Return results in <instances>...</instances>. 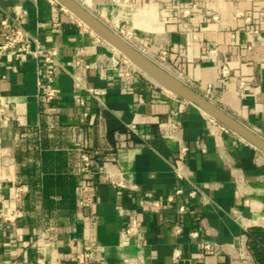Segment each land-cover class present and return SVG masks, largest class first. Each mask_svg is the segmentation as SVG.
Wrapping results in <instances>:
<instances>
[{
    "label": "crops",
    "instance_id": "1",
    "mask_svg": "<svg viewBox=\"0 0 264 264\" xmlns=\"http://www.w3.org/2000/svg\"><path fill=\"white\" fill-rule=\"evenodd\" d=\"M79 1L110 25L134 31L151 49L167 50L188 84L264 136V0ZM18 11L31 36L58 48L60 93L57 112L46 113L38 86L46 75L43 59L0 56L2 102L15 115L0 117V195L23 211L14 222L0 220V264H38V258L79 264L77 241L100 244L107 264H178L181 258L261 264L264 153L143 73L127 78L119 51L58 1L0 0V45L11 31L3 21ZM75 77L86 88L77 91ZM79 92L84 106L74 101ZM165 120L179 122L178 138L190 147L189 179L176 176L180 142L162 136ZM129 127L137 130L133 145L116 150L112 160L116 135ZM79 141L98 151L115 178L136 188L117 187L100 174L95 204L81 206ZM14 186L27 191L18 198ZM177 188L184 193L166 201ZM155 200L165 203L155 208ZM134 218L137 232L125 239ZM204 244L217 245L219 253L205 251Z\"/></svg>",
    "mask_w": 264,
    "mask_h": 264
},
{
    "label": "built area",
    "instance_id": "2",
    "mask_svg": "<svg viewBox=\"0 0 264 264\" xmlns=\"http://www.w3.org/2000/svg\"><path fill=\"white\" fill-rule=\"evenodd\" d=\"M51 2H57L56 0H51ZM195 4L192 6L194 8ZM191 8L185 11V14L190 13ZM72 14V13H71ZM71 16L74 17L72 14ZM99 17V16H98ZM216 17V16H214ZM24 13L18 11L16 15L11 18V20H4L3 24L9 26L11 31L5 36L4 42L0 45V56L3 54L14 55L15 58H22L25 55L31 54L38 59L42 58V63L47 66L46 75L44 79H39V101L43 110L48 114H54L57 112L56 102L59 96V88L56 86V78L60 72V59L59 50L57 47H47L45 44L40 42L37 38L31 36L28 30L23 24ZM76 18V17H75ZM102 19L101 17H99ZM103 20V19H102ZM111 28H113L122 37L126 38L135 48L141 51L144 55L150 57L157 64L169 69L175 76L181 80L188 83L182 74L170 61L169 52L167 50L155 51L150 47L143 44L139 36L135 34L132 30H127L119 25L116 27L110 25L108 22L103 20ZM81 24L82 22L79 21ZM121 65L119 69L124 72L127 78L132 77L133 73L140 72L138 68L127 58L121 57ZM77 62L79 60L77 59ZM223 71L226 73L227 65L223 64ZM80 77H75L74 87L77 91L82 90L85 87L84 82ZM88 91L93 93L94 96L102 93L101 90H96L93 88H87ZM208 96V95H207ZM209 97V96H208ZM210 98V97H209ZM74 101L79 106H84L86 104L85 99L81 96L80 92L74 96ZM84 115H88V112H84ZM9 116L15 117L13 112H10L7 107L2 102V94L0 92V117ZM210 117V116H209ZM212 122L217 124L222 130L229 132L231 131L225 125L217 121L216 119L210 117ZM181 129V125L176 120H165L161 124V134L165 138H178V132ZM133 133H137V130L133 127H129V130L125 133H118L116 135V144L114 152L112 153L111 159H115V151L121 148L132 146V136ZM179 156L177 159V165L175 166L176 176L180 179H189L192 174L188 171L185 165V157L190 151V147L180 141ZM76 149L78 151V184H77V196L78 202L81 206H90L96 202V188L97 184L95 178L97 175L105 174L104 177L107 178L112 184L117 187L122 188H136L135 184H128L123 180L117 179L114 175L107 169L106 162H100L97 158L98 151L91 152L89 150V145L87 142L79 141L76 142ZM14 194L16 197H21L26 191V186H14ZM184 193L183 188H177L174 193L168 195L166 201H172L175 195H180ZM197 194V188L192 187L188 192L190 197H195ZM0 220L2 222L11 223L14 222L19 217L23 216V211L15 206H8L4 203V197L0 195ZM165 203V200H155L152 202L153 207H161ZM180 210H185V206H180ZM138 222L134 218L130 225L124 230L123 236L128 239L130 236L137 232ZM182 227L180 224H176L174 231L176 234L182 232ZM44 237V233L39 234ZM75 250V260L79 264H107L102 257L103 247L95 242H80L77 241L73 244ZM204 249L207 252L219 253L220 248L215 244H204ZM175 258L180 257L179 252H175ZM38 264H44V258H38ZM9 264H18L16 262H10Z\"/></svg>",
    "mask_w": 264,
    "mask_h": 264
},
{
    "label": "water",
    "instance_id": "3",
    "mask_svg": "<svg viewBox=\"0 0 264 264\" xmlns=\"http://www.w3.org/2000/svg\"><path fill=\"white\" fill-rule=\"evenodd\" d=\"M57 1L91 29L99 38L105 40L125 55L145 76L159 87L196 105L205 114L216 119L264 153L263 135L243 123L206 94L158 67L129 41L85 7L79 0ZM178 264H191V260L181 258Z\"/></svg>",
    "mask_w": 264,
    "mask_h": 264
},
{
    "label": "bare ground",
    "instance_id": "4",
    "mask_svg": "<svg viewBox=\"0 0 264 264\" xmlns=\"http://www.w3.org/2000/svg\"><path fill=\"white\" fill-rule=\"evenodd\" d=\"M126 39V38H125ZM127 40V39H126ZM128 41V40H127ZM146 56V55H145ZM149 60H151L153 63H155L158 67H160L161 69H163L165 72H167L168 74H171L173 76H175L169 69L157 64L156 62H154L150 57L146 56ZM177 77V76H175ZM178 78V77H177Z\"/></svg>",
    "mask_w": 264,
    "mask_h": 264
},
{
    "label": "rangeland",
    "instance_id": "5",
    "mask_svg": "<svg viewBox=\"0 0 264 264\" xmlns=\"http://www.w3.org/2000/svg\"><path fill=\"white\" fill-rule=\"evenodd\" d=\"M118 51V50H117ZM119 54H120V56L121 57H124L125 55H123L120 51H119ZM139 70V69H138ZM141 72V71H140ZM142 73V72H141ZM156 84V83H155ZM156 86H158L157 84H156ZM159 87V86H158ZM161 88V87H160ZM164 90V89H163ZM166 92H167V90H166ZM169 92V91H168Z\"/></svg>",
    "mask_w": 264,
    "mask_h": 264
},
{
    "label": "trees",
    "instance_id": "6",
    "mask_svg": "<svg viewBox=\"0 0 264 264\" xmlns=\"http://www.w3.org/2000/svg\"><path fill=\"white\" fill-rule=\"evenodd\" d=\"M260 261H261V264H264V258H260Z\"/></svg>",
    "mask_w": 264,
    "mask_h": 264
}]
</instances>
